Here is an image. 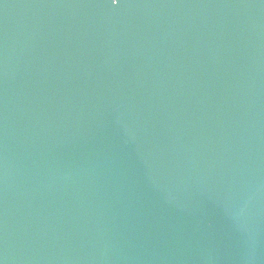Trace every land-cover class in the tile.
Masks as SVG:
<instances>
[{
    "label": "water",
    "instance_id": "1",
    "mask_svg": "<svg viewBox=\"0 0 264 264\" xmlns=\"http://www.w3.org/2000/svg\"><path fill=\"white\" fill-rule=\"evenodd\" d=\"M2 264H264V0H0Z\"/></svg>",
    "mask_w": 264,
    "mask_h": 264
},
{
    "label": "snow or ice",
    "instance_id": "2",
    "mask_svg": "<svg viewBox=\"0 0 264 264\" xmlns=\"http://www.w3.org/2000/svg\"><path fill=\"white\" fill-rule=\"evenodd\" d=\"M111 4L114 6H119L121 3V0H110ZM2 264V262H0Z\"/></svg>",
    "mask_w": 264,
    "mask_h": 264
}]
</instances>
